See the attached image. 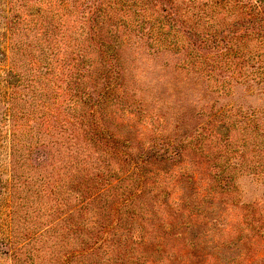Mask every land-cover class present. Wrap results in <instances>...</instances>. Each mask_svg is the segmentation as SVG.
<instances>
[{
  "label": "rangeland",
  "instance_id": "obj_1",
  "mask_svg": "<svg viewBox=\"0 0 264 264\" xmlns=\"http://www.w3.org/2000/svg\"><path fill=\"white\" fill-rule=\"evenodd\" d=\"M61 1L0 0V264H264V41L229 54L216 0H147L93 107L110 63Z\"/></svg>",
  "mask_w": 264,
  "mask_h": 264
},
{
  "label": "trees",
  "instance_id": "obj_2",
  "mask_svg": "<svg viewBox=\"0 0 264 264\" xmlns=\"http://www.w3.org/2000/svg\"><path fill=\"white\" fill-rule=\"evenodd\" d=\"M99 4L95 5L92 2H87V0H82L81 5L83 9L90 10L89 12L92 14V19L87 18V22L93 21L96 28V33L92 35L94 41L99 44V48L103 53L104 63L109 62L110 65L108 68L100 71V78L102 80L103 88L101 90V94L96 101L97 104L93 105V107L100 104H107L112 100V95H115L116 90L119 87L120 81L123 78L124 71H122V63H121V55L118 49L119 42L121 41L119 35V28L122 23L126 25V30H130V32H135L136 26L130 22L129 18L126 17L125 20L119 19L115 26H113L111 20L118 19L121 16V11H124V14L127 15V9L132 12H136L133 7L141 9L147 0H99ZM60 2H62L60 0ZM207 11V19L205 26V35L206 37H211L214 40H228L227 53H235V54H245L250 51V46H256V44L260 41L263 42L264 39H261L262 36L258 32H254L251 30V27H255V25H259L264 22V8H261L257 4H250V2L245 0H216L212 1L211 4H208ZM146 9V7H144ZM204 10V9H203ZM119 11V13H118ZM128 11V12H127ZM116 12V13H115ZM131 12V14H132ZM205 12V11H204ZM117 15H119L117 17ZM136 17H139V14H135ZM106 29H104V25H108ZM101 25L99 28L98 26ZM220 25H225L226 28L219 29ZM120 26V27H119ZM162 25L159 24L157 29L151 30L154 34V40L158 43L156 44V49H161V46L165 42V38L162 39ZM94 28V27H91ZM199 29V25L195 27ZM114 29V30H113ZM125 29V28H124ZM144 28L139 27V31L142 32ZM156 30V31H154ZM103 31V33H102ZM152 33V34H153ZM130 34V33H129ZM133 34V33H132ZM136 34V33H135ZM169 37L170 33H165ZM197 34V33H196ZM137 35V34H136ZM145 35H150L149 32H146ZM198 35V34H197ZM199 36V35H198ZM264 36V35H263ZM179 41V39H178ZM170 42L175 43V41L170 40ZM176 44V43H175ZM170 46V45H169ZM175 46L172 44V47ZM177 47V46H175ZM198 57V55H196ZM208 58V57H207ZM115 88V91H114ZM114 92V93H113ZM113 93V94H112ZM90 99V94L85 93V103ZM100 102V103H99ZM219 128H223L221 122L216 123ZM98 135L104 140H108V138L112 139V136L108 134V131L104 126L99 125ZM224 129V128H223ZM225 130V129H224ZM229 131V130H227ZM148 158H165L162 154L150 153L147 156ZM147 158V159H148ZM220 172L219 176H221ZM218 176V177H219Z\"/></svg>",
  "mask_w": 264,
  "mask_h": 264
}]
</instances>
